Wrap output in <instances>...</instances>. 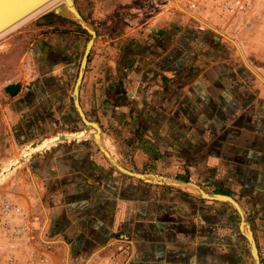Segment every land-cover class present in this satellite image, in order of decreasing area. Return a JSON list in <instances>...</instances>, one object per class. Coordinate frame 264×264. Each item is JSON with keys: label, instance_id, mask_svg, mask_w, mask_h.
Instances as JSON below:
<instances>
[{"label": "crops", "instance_id": "1", "mask_svg": "<svg viewBox=\"0 0 264 264\" xmlns=\"http://www.w3.org/2000/svg\"><path fill=\"white\" fill-rule=\"evenodd\" d=\"M157 1L91 0L90 10H80L99 20L82 109L100 123L106 148L127 169L236 199L264 264V0L215 22L211 11L184 13ZM40 27L47 34L29 49L34 72L5 85L0 102L6 155L46 134L86 133L73 91L90 35L72 21L43 20ZM12 84L19 86L15 95L6 91ZM15 173L4 202L23 212L24 243L8 247L7 258L254 264L234 207L123 174L92 140L62 141Z\"/></svg>", "mask_w": 264, "mask_h": 264}, {"label": "rangeland", "instance_id": "2", "mask_svg": "<svg viewBox=\"0 0 264 264\" xmlns=\"http://www.w3.org/2000/svg\"><path fill=\"white\" fill-rule=\"evenodd\" d=\"M133 1H139V0H133ZM76 2H77L79 9L82 11L85 8L86 10L87 8L89 10L91 9V4H92L91 0H76ZM179 3H180V6L182 5L181 6L182 10L178 8V3L176 0H169L168 9L169 10L177 9L180 12H184V13H187V12L192 13V11L198 10V11H201V13H205L207 15H208V11H211L212 13L218 16L217 19L212 18L214 22L221 21L225 13L226 15L233 13L229 11H224V9L228 5L232 4V0H182V2H179ZM246 3L247 5L245 6V8L246 7L248 8L250 6L251 8H255L257 1H251V0L247 1L246 0ZM143 4L144 2L142 0L140 5H143ZM258 6L260 5L258 4ZM144 7H147V6L144 5ZM140 8H143V6ZM260 8H264V2L262 3V6ZM45 13L25 22L24 24L19 26L17 29L3 36L0 39V102H2L5 99L3 97L5 85L21 80V79H29V77L34 72L35 61L29 56V49H30V45L39 36L47 34V31L45 30L47 28L40 27V23L43 21V19H45V16L48 15ZM88 18H90L88 20L92 22L96 28L99 26L98 25L99 20L92 17V11ZM206 19H209V17H207ZM90 38L91 36H89V39ZM83 55H84V50L83 52L81 51L80 61L82 60ZM48 136H50V134L44 135L45 138H50ZM44 137L43 139H45ZM8 140L9 139L6 138L5 132H2V127L0 124V159L6 160L5 158H8V157L11 158L17 153L15 157L11 158V160H14L20 156L24 148V145L20 147H16V149L13 152L8 153L6 155L4 154V145L6 141ZM11 160L10 159L8 161L0 160V169H3L5 164L10 163ZM24 164L20 165L19 167H23ZM17 169L15 171H17ZM15 171L11 173L4 181L0 182V264H23L24 261H26V259L23 257H20L18 259L11 258V257L7 258L8 256L7 248L8 247H11V245L22 247L24 243V242H20V239H19L21 238L22 235H17L14 232L16 229H18L19 225L22 223L20 221L24 215L22 214L18 217L14 216L15 219H12V220H9L8 218L2 215L3 213L2 207H3L4 199L8 198L7 197L8 188L12 186L16 187ZM8 179L9 181L6 183ZM4 183L6 184L4 185ZM11 240H14V242ZM15 240H18L16 242H18L19 245L15 242ZM24 241L27 242L25 238H24Z\"/></svg>", "mask_w": 264, "mask_h": 264}, {"label": "water", "instance_id": "3", "mask_svg": "<svg viewBox=\"0 0 264 264\" xmlns=\"http://www.w3.org/2000/svg\"><path fill=\"white\" fill-rule=\"evenodd\" d=\"M46 1L49 0H0V32L10 28L22 18L39 9V7ZM49 13L72 21L76 25L82 27L91 36L82 57L79 76L73 91L74 106L78 116L86 127L87 139L92 140L98 146L108 162L123 174L154 185H166L175 188L189 189L195 192L196 195L200 198L213 201H221L234 207L241 215V230L248 239L254 264H262L251 222L243 206L236 199L228 195L208 193L200 185L194 182L183 181L175 177H166L160 174H144L137 171H131L114 158V156L110 153V151L104 144V138L102 135V128L100 123L97 121L89 120L80 104V90L92 53V49L98 36L97 29L93 25V23L88 21L83 16L76 3V0H66L65 2H61L45 14ZM18 88V85L12 84L6 88V91L10 95H15ZM92 130H95V132H92Z\"/></svg>", "mask_w": 264, "mask_h": 264}, {"label": "bare ground", "instance_id": "4", "mask_svg": "<svg viewBox=\"0 0 264 264\" xmlns=\"http://www.w3.org/2000/svg\"><path fill=\"white\" fill-rule=\"evenodd\" d=\"M66 0H49L46 1L45 3H43L39 9L33 11L32 13H30L29 15H27L26 17L22 18L21 20H19L17 23H15L13 26H11L10 28L1 31L0 32V39L11 33L12 31H14L15 29H17L19 26H21L22 24H24L25 22L31 20L32 18H35L45 12H48L50 10H52L54 7H56L58 4H60L61 2H65ZM77 3V2H76ZM92 132H95V130H92ZM73 139H87L86 137V133L82 132L79 134H63V135H57L54 137H50V138H45L42 140H39L37 142H34L32 144L26 145L20 156L17 157L14 160H11L10 163L5 164L3 169H0V182L4 181L11 173H13L20 165L24 164L29 158H31L33 155H35L36 153H39L40 151H43L53 145H57L58 143L62 142V141H67V140H73ZM105 146H107V143ZM111 153V152H110Z\"/></svg>", "mask_w": 264, "mask_h": 264}, {"label": "built area", "instance_id": "5", "mask_svg": "<svg viewBox=\"0 0 264 264\" xmlns=\"http://www.w3.org/2000/svg\"><path fill=\"white\" fill-rule=\"evenodd\" d=\"M247 5L246 0H232V4L228 5L224 11H229V12H236L237 10H241L244 9L245 6ZM3 213L2 215L6 218H8L9 220L15 219L14 216H20L23 214L22 210L20 208H18L17 206H15L14 204L10 203V202H4L3 203ZM22 230V227L19 225L18 229H16L14 232L17 235H22L20 233V231ZM125 239H127L126 237H124ZM26 240H28V235L25 238Z\"/></svg>", "mask_w": 264, "mask_h": 264}, {"label": "trees", "instance_id": "6", "mask_svg": "<svg viewBox=\"0 0 264 264\" xmlns=\"http://www.w3.org/2000/svg\"><path fill=\"white\" fill-rule=\"evenodd\" d=\"M45 21H47L49 24L53 25V24H66L69 23V21L65 20L64 18L58 17L54 14H48L45 16V19H43Z\"/></svg>", "mask_w": 264, "mask_h": 264}]
</instances>
